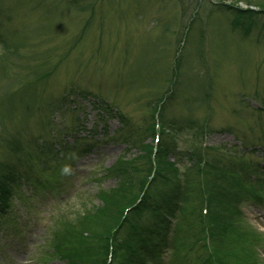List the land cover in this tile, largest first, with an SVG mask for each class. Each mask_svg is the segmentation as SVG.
I'll list each match as a JSON object with an SVG mask.
<instances>
[{
	"label": "rangeland",
	"instance_id": "rangeland-1",
	"mask_svg": "<svg viewBox=\"0 0 264 264\" xmlns=\"http://www.w3.org/2000/svg\"><path fill=\"white\" fill-rule=\"evenodd\" d=\"M78 1L0 0V171L16 176L1 181L0 264H106L109 252L110 264H131L133 234L177 195L178 161L191 168L192 184L163 227L179 232L180 252H188L179 256L190 264L227 262L223 255L233 262L236 236L209 191L211 216L202 217L201 183L218 175L214 161L222 166L225 156L243 166L241 178L264 172V8ZM192 121L209 128L201 169L202 138L182 131ZM154 122L172 151L151 153L160 168L125 221L120 214L146 189ZM251 160L262 163L259 172ZM244 202L237 208L247 227L238 230L248 237L238 247L258 261L264 206Z\"/></svg>",
	"mask_w": 264,
	"mask_h": 264
},
{
	"label": "trees",
	"instance_id": "trees-1",
	"mask_svg": "<svg viewBox=\"0 0 264 264\" xmlns=\"http://www.w3.org/2000/svg\"><path fill=\"white\" fill-rule=\"evenodd\" d=\"M74 2L77 4L79 1L74 0ZM235 2H246L253 6L264 8V1L262 2L261 0H235ZM241 15H244V14H241ZM249 16L250 15H248L247 18ZM250 18L251 17H249L248 19ZM0 41L2 42V37H0ZM182 49L183 47L180 49V51H178V59H180L179 53L182 51ZM182 124H183L182 131L189 129L191 133L196 132L201 138H202L203 133H205V130L209 129L205 122L202 123L198 121H194V122L192 121L190 126L186 125L185 122H183ZM152 128H153L152 129V135H153L154 123L152 124ZM172 141L174 142L173 139ZM168 142H170V140H167L163 136L161 137V141L159 142V146L157 150V153L159 155L156 153L157 159L159 157L160 158L162 157L164 159L165 156L169 152L172 151V149L168 145ZM162 151L164 152L163 154H162ZM151 153H152V148H151V151L148 152V157L150 158V162L152 163L153 160L151 159ZM190 154L193 155L192 153ZM201 154L202 153H201V147H200V151H198V157H197L199 164H200ZM229 155H230V158L233 157L230 154V152H229ZM6 156L8 157V154H6ZM225 158L226 160L225 159L224 160L226 163H224L222 166L215 159L213 168L216 165L218 166V169H217L218 175L214 179H204L205 182L203 183L205 185L206 194L209 191V195L212 197L213 202L217 204L216 207L220 211L218 212V214L221 215L220 216V219L222 221L221 225L224 226V229L233 231L234 236H236L235 238L236 241H233V244L231 245L232 248H231L230 257L233 258V262L228 257L222 254L225 257L227 262H224L221 256L219 263L220 264H231V263L249 264L248 261L253 260V257L252 258L249 257L245 252L244 253L240 252L242 250H239V247H238V242L245 247L246 245L245 239L246 237H248V234L238 230L239 225H245V224L243 221L242 213L237 207H238V203H242L244 201H250L253 197L264 196V175L263 176L259 175L256 171H250L248 176L245 174L246 177L241 178L242 172L240 171V169H243V166L236 161L235 156L231 160L227 156H225ZM157 159H155L154 161L156 171H158V167H159L156 163ZM177 164L178 165L174 166L175 171L172 170L175 173V176L173 175V179H174L173 181H174L175 191L177 192V195L176 196L171 195L170 197L172 198V200L170 201H167V199L162 200V202H160V204H158V206L154 208V211H157L159 213V218L158 219L155 218L156 219L155 223H144L140 227V229L137 230V232L133 234L134 237L136 236L138 237L139 242H138V249L136 251L137 253L133 252V255L131 256V264H150V263L155 264L160 261L162 254L168 249L169 251H172L174 255L178 251L180 253L179 247L181 244L179 243V232L175 230L171 232L167 226V223H166V226L163 227L164 222L167 221V220H164L165 215H170L172 211L175 212L177 210H180V207L177 204L181 199L179 197L180 196L186 197L187 196L186 192L188 193L187 191L188 185L189 183L192 184L191 168L186 167L185 164L182 163L181 161H178ZM206 165L207 163L203 167L205 168ZM252 166L259 172L257 163L256 164L253 163ZM152 167L153 166L151 164L149 174L152 170ZM128 169L131 170L130 167H128ZM13 173H14L13 170H8V172L0 171V174H1L0 176L1 177L0 178V196L2 195V187L4 186L1 183V181L5 180L8 182H15L16 176ZM149 174L146 177L147 182L149 181ZM155 176H156V172H155ZM128 177L129 178L126 179V182H130L132 179L131 176H128ZM162 178H165V177H162ZM146 181L144 182L142 186L143 189H145L146 187V184H147ZM133 186L134 185H132V190H134ZM147 189H148V186L145 189V192L147 191ZM3 194H5L3 196L8 195L9 194L8 190L3 192ZM10 195H8V197H10ZM128 200L129 199L125 201V204L128 202ZM131 201L133 202V200ZM5 202L3 205L6 208L7 202L6 203ZM134 202L132 204L128 203L129 205L126 208H124V210L122 211V214H120V218L123 219L125 211L130 206H132ZM149 205H151L150 202H149ZM152 207H155V206H152ZM165 207L166 208L169 207V209L166 210ZM135 208H133L132 210H134ZM2 211L3 210H0V215H2ZM5 213L6 212L4 210V214ZM210 216H211V213L209 212V217ZM127 217L128 215L125 216V219H124L125 221ZM2 225L3 224L0 223V227H2ZM245 226L247 227V225ZM211 236L213 237V233H211ZM217 237H218V234H216V238ZM188 238L189 236L186 237L185 239L186 242ZM184 263L187 264L186 262ZM217 263H218V260H217Z\"/></svg>",
	"mask_w": 264,
	"mask_h": 264
},
{
	"label": "clouds",
	"instance_id": "clouds-1",
	"mask_svg": "<svg viewBox=\"0 0 264 264\" xmlns=\"http://www.w3.org/2000/svg\"><path fill=\"white\" fill-rule=\"evenodd\" d=\"M65 171H67V169H65Z\"/></svg>",
	"mask_w": 264,
	"mask_h": 264
}]
</instances>
